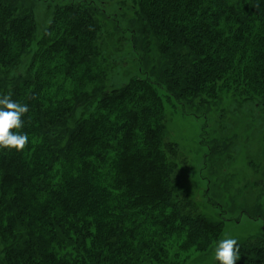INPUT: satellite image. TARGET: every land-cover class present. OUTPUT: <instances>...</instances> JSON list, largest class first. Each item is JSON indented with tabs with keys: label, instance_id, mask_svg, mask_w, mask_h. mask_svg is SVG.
<instances>
[{
	"label": "trees",
	"instance_id": "16d2710c",
	"mask_svg": "<svg viewBox=\"0 0 264 264\" xmlns=\"http://www.w3.org/2000/svg\"><path fill=\"white\" fill-rule=\"evenodd\" d=\"M28 1L0 0V95L29 108L28 144L0 149V264H179L206 250L223 222L175 191L182 154L164 139L159 91L184 113L222 90L264 101V0L124 2L140 72L113 90L92 68L106 8L49 0L36 39ZM238 244L236 264H264V227Z\"/></svg>",
	"mask_w": 264,
	"mask_h": 264
},
{
	"label": "rangeland",
	"instance_id": "374dc122",
	"mask_svg": "<svg viewBox=\"0 0 264 264\" xmlns=\"http://www.w3.org/2000/svg\"><path fill=\"white\" fill-rule=\"evenodd\" d=\"M92 1L103 5L109 14L106 18L97 15L98 55L92 62L93 72L105 89H118L139 76L130 35L123 31L139 26L133 22V14L124 8V2L131 0ZM28 2L35 24L34 35L39 39L51 21L53 6L49 0ZM113 20L119 22V28ZM153 53L149 56L150 64L146 67L144 63L145 70L162 61L158 51ZM159 95L164 139L176 143L182 154V159L174 160L171 179L175 191L193 197L209 219L223 222L222 231L206 250H189L181 255L179 264H219L214 250L220 239L231 236L242 243L263 232L264 101L222 90L209 105L190 102L186 106L188 113H184L164 91H159ZM258 213L263 218L255 220Z\"/></svg>",
	"mask_w": 264,
	"mask_h": 264
},
{
	"label": "clouds",
	"instance_id": "9594fccd",
	"mask_svg": "<svg viewBox=\"0 0 264 264\" xmlns=\"http://www.w3.org/2000/svg\"><path fill=\"white\" fill-rule=\"evenodd\" d=\"M29 111L27 104L11 99L9 94L0 95V149L22 150L29 142V135L19 131L24 124L22 116ZM219 264H236L240 258L237 238L226 236L220 239L214 250Z\"/></svg>",
	"mask_w": 264,
	"mask_h": 264
}]
</instances>
